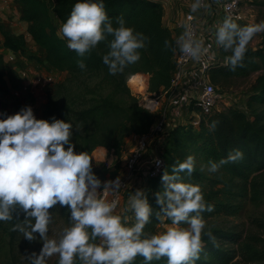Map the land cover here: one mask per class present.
Returning a JSON list of instances; mask_svg holds the SVG:
<instances>
[{
  "label": "clouds",
  "instance_id": "9594fccd",
  "mask_svg": "<svg viewBox=\"0 0 264 264\" xmlns=\"http://www.w3.org/2000/svg\"><path fill=\"white\" fill-rule=\"evenodd\" d=\"M202 6H206L203 0H194L191 11ZM116 24L104 0H77L60 33L67 47L81 57L107 41L109 50L102 61L111 74H117L140 59L139 49L145 47L147 37L128 26L123 16L116 18ZM260 32H264V21L240 26L226 16L219 25L216 43L225 51L231 50L227 60L233 70ZM176 44L194 59L207 52L203 41L194 39L190 31ZM77 65L86 68L82 59ZM217 124L213 121L210 129L215 130ZM72 135L70 121L38 119L31 106L12 115L0 113V221L11 220L17 209L23 211L24 223L14 225L13 230L30 241L38 233L43 241L40 252L28 257L30 264H46L54 254H59V264H133L138 255L145 264L162 257H167V264H195L203 246L202 234L211 236L202 213L212 212L214 206L205 201L198 184L182 179L181 173L190 176L195 170L194 157L187 156L173 166L171 174L165 171L162 175V190L155 193L159 211L154 213L143 189L129 197L128 208L134 214V223H129L128 216L115 214L119 200L108 201L103 195L106 189L119 190L120 178H98L88 153L75 150ZM243 156L242 150L234 149L226 158L210 160L209 171L217 172ZM56 205L67 206L72 223L59 239H50V209ZM153 215L157 220L167 217L172 226L159 234L146 233L145 226Z\"/></svg>",
  "mask_w": 264,
  "mask_h": 264
},
{
  "label": "trees",
  "instance_id": "16d2710c",
  "mask_svg": "<svg viewBox=\"0 0 264 264\" xmlns=\"http://www.w3.org/2000/svg\"><path fill=\"white\" fill-rule=\"evenodd\" d=\"M22 5L23 19L31 23L29 35L34 43L45 52V62L48 66L58 71L70 73L100 72L105 82H108L117 95L123 97L120 100L116 95L102 97L87 109L74 113V122L81 127L79 133L72 135L71 142L75 144L77 152L85 151L92 159L94 173L98 172L93 153L99 147L107 148L117 157H121L126 141L130 136H141L151 129L154 116L145 111L132 96L128 87V80L137 74H149L150 88L158 92L162 88H168L171 84L174 71V57L178 51L176 39L163 23V11L159 4L150 0H104L106 11L116 24V18L123 16L127 25L137 32L143 33L147 40L145 47L139 49L140 59L129 64L123 72L111 74L108 66L102 61V57L109 50L107 41H101L98 46L85 56H79L74 50L67 47L66 40L58 35L53 23L51 13H54L61 23L66 22L77 0H15ZM240 26L245 24L237 23ZM3 46L15 53L22 52L25 41L22 36L14 37L8 32H3ZM111 36L108 40H111ZM165 41L168 46H165ZM220 53L224 57L231 55V50L225 51L220 47ZM84 60L86 68L81 69L77 65L78 60ZM226 71L217 69L223 76L237 77L249 76L258 73L255 83L250 90L248 110L242 112L228 108L222 112H215L208 116L199 129L193 127H178L170 134L165 145L163 157L165 169L156 178L150 179L144 189L148 195L154 213L159 211L160 205L156 203L155 193L162 190V175L165 171L172 173L173 166L182 162L185 155L190 152H199L209 163L210 160L219 161L226 158L234 149L243 151V159L229 162L219 170L244 183L242 197L248 191L247 186L259 174L264 173V47L257 50L247 48L243 60L232 69V66H223ZM214 71L213 74L215 73ZM214 83L218 81L217 75H212ZM7 94L5 88V64L0 54V95ZM56 118V116H53ZM213 121H218L215 130L210 129ZM185 182L200 184L205 176L202 172L194 170L190 176L181 173ZM208 204L214 206L217 213L234 215L239 211L237 206L228 202L212 203V193L202 191ZM205 211L202 215L207 214ZM13 226L17 224L15 211L13 218L9 220ZM171 225L167 217L157 220L155 215L145 226V232L157 234L161 224ZM185 226V225H183ZM264 229V224H263ZM216 240L233 241L239 244L241 240L237 234L223 231H212L211 236H202V250L195 264H231L236 253H232L217 245ZM133 264H145L142 256H137ZM150 264H167V257L153 260Z\"/></svg>",
  "mask_w": 264,
  "mask_h": 264
},
{
  "label": "rangeland",
  "instance_id": "374dc122",
  "mask_svg": "<svg viewBox=\"0 0 264 264\" xmlns=\"http://www.w3.org/2000/svg\"><path fill=\"white\" fill-rule=\"evenodd\" d=\"M242 6L247 15V21L240 24L248 25L264 21V0H242ZM51 16L58 35L62 38L60 33L62 23L54 13H51ZM30 26L31 23L23 19V8L19 2L0 0V43L3 42V32H8L14 37L22 36L25 41L22 52L15 53L4 47L0 48V54L3 56L5 64V88L7 90L6 95H0V113L12 115L25 106H31L38 119L51 121L53 116H56L57 119L70 121L73 125V135H75L81 129L74 122L75 112L87 109L100 98L109 95H116L118 99L123 100V97L117 95L112 86L105 82L103 74L100 72L70 73L48 66L45 62L44 50L37 46L29 35ZM260 47H264V32L257 33L247 46L254 50ZM224 68L222 67V71L219 72L226 71ZM219 72L216 70V74L212 73V75L218 76V81L215 84L235 94V97L229 102V108L247 112L250 90L259 74L253 73L249 76L237 77L223 76V73ZM132 78L133 76L129 78L127 84L132 96L139 103V95L131 87ZM133 144L132 141L129 143L127 139L122 156L119 157L122 162L132 146L134 148ZM164 147L165 145H161L158 148L162 154L165 152ZM189 155L195 159V170L202 172L205 176L200 187L202 191L212 193L211 202H228L239 208V211L234 215L217 213L216 210L203 215L206 231L231 232L237 234L241 239L239 244H234L233 241L216 240L218 246L230 250L233 254L236 253L231 264H264V173L259 174L251 181L250 186H247V193L242 197L245 188L243 182L232 179L222 170L210 172L209 163L199 152H190L184 156L183 161ZM95 158L97 159L98 156L94 157L93 153L97 170L102 172L97 176L102 181L114 180L120 175L121 163H117L108 170ZM138 185L139 183L134 187ZM131 195L133 192L128 191L124 201L128 202ZM50 211L52 212V222L49 225L48 236L50 239H59L63 230L71 226L70 213L67 206L60 207L59 205L54 206ZM15 214L17 224H23L25 219L23 211L17 209ZM124 216H128L129 223H134V214L130 209ZM169 226L172 224L159 225L157 234L164 232ZM42 246L43 241L38 233L36 239L30 241L24 238L23 233L19 230H13V224L9 220L0 221V264H30L28 257L33 252L38 254ZM46 264H59V254L47 258Z\"/></svg>",
  "mask_w": 264,
  "mask_h": 264
},
{
  "label": "built area",
  "instance_id": "2783aa9c",
  "mask_svg": "<svg viewBox=\"0 0 264 264\" xmlns=\"http://www.w3.org/2000/svg\"><path fill=\"white\" fill-rule=\"evenodd\" d=\"M178 1L183 11V33L190 31L194 39L202 40L207 52L199 59H194L183 54L178 48L173 61L171 84L158 92L151 91L149 74H138L142 85V92L138 93L139 105L154 116L151 129L148 133L137 136L134 148L123 162L109 150L102 155L96 154L97 160L108 170L117 163L122 164L118 176L121 188L117 191L106 189L103 193L108 201L119 200L115 214L121 210L128 191L134 194L137 189L144 190L148 180L162 174L165 160L158 148L166 145L173 130L178 127L199 129L208 116L228 109L229 102L235 97L233 92L213 82L212 73L225 66L222 62L223 55L220 53L221 46L218 47L216 43V30L226 16L236 23L247 21L242 0H222L220 11L223 18H219L214 5L211 7V0H203L206 6H202L197 12L191 11L192 0ZM214 23L216 27H213ZM2 47L3 42L0 43V48ZM138 75L133 76V79ZM96 155L94 154V157ZM138 183L139 185L134 187Z\"/></svg>",
  "mask_w": 264,
  "mask_h": 264
},
{
  "label": "crops",
  "instance_id": "0c3cea01",
  "mask_svg": "<svg viewBox=\"0 0 264 264\" xmlns=\"http://www.w3.org/2000/svg\"><path fill=\"white\" fill-rule=\"evenodd\" d=\"M156 4H159L162 11H163V23L164 26L170 30L173 37L177 39L183 34V28H182V21H183V11L180 8V3L178 0H150ZM194 2V0H192ZM211 7H215L216 11L219 13V18H223L220 8L222 5V0H211L210 3ZM213 27H216V23L213 24ZM138 137L133 135L128 138V142L131 141L136 144ZM133 148V146H132ZM132 148L129 150V152L132 150ZM107 148L99 147L97 151L94 153L102 155L103 153H106ZM128 152V153H129ZM127 153V154H128ZM97 160V159H96ZM99 163L100 160H97ZM128 212V202L124 201L121 210L119 211L118 215L124 216L125 213Z\"/></svg>",
  "mask_w": 264,
  "mask_h": 264
},
{
  "label": "bare ground",
  "instance_id": "6f19581e",
  "mask_svg": "<svg viewBox=\"0 0 264 264\" xmlns=\"http://www.w3.org/2000/svg\"><path fill=\"white\" fill-rule=\"evenodd\" d=\"M140 75H138L135 79L132 78L131 80V87L137 92L141 93L142 92V85H141V80H140Z\"/></svg>",
  "mask_w": 264,
  "mask_h": 264
},
{
  "label": "water",
  "instance_id": "95a60500",
  "mask_svg": "<svg viewBox=\"0 0 264 264\" xmlns=\"http://www.w3.org/2000/svg\"><path fill=\"white\" fill-rule=\"evenodd\" d=\"M222 62L225 63L226 66H231V64L228 62L227 58H222Z\"/></svg>",
  "mask_w": 264,
  "mask_h": 264
}]
</instances>
